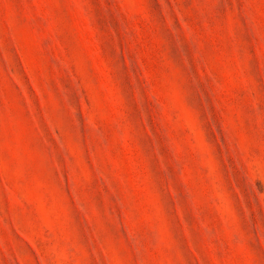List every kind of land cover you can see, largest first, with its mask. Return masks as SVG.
Wrapping results in <instances>:
<instances>
[{"label": "rangeland", "instance_id": "rangeland-1", "mask_svg": "<svg viewBox=\"0 0 264 264\" xmlns=\"http://www.w3.org/2000/svg\"><path fill=\"white\" fill-rule=\"evenodd\" d=\"M0 264H264V0H0Z\"/></svg>", "mask_w": 264, "mask_h": 264}]
</instances>
